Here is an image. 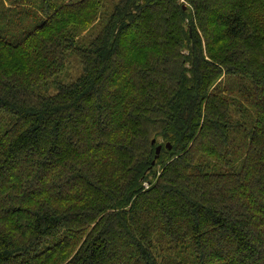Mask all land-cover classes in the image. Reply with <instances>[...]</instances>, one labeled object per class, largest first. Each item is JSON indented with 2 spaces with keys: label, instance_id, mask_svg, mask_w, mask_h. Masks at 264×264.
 <instances>
[{
  "label": "trees",
  "instance_id": "1",
  "mask_svg": "<svg viewBox=\"0 0 264 264\" xmlns=\"http://www.w3.org/2000/svg\"><path fill=\"white\" fill-rule=\"evenodd\" d=\"M111 3L0 0V264H264V0Z\"/></svg>",
  "mask_w": 264,
  "mask_h": 264
},
{
  "label": "rangeland",
  "instance_id": "2",
  "mask_svg": "<svg viewBox=\"0 0 264 264\" xmlns=\"http://www.w3.org/2000/svg\"><path fill=\"white\" fill-rule=\"evenodd\" d=\"M111 1L112 0H108V7H107V9L109 11L111 10V7H112ZM82 70H83V68H82V65H81V62L79 61V59L76 56H71L70 59H69V63L67 65V69H66V71L64 73H62L60 75V79L61 80H66V81L74 80L75 78H77L81 74ZM228 79H229V76L224 75L223 76V79H222V84L223 85L227 84L228 83ZM235 83L238 84L239 81H236ZM224 92L225 91L222 90V93L223 94H224ZM224 96H226L228 98L230 97L229 93L228 94H225ZM236 117L238 118L239 115L237 114Z\"/></svg>",
  "mask_w": 264,
  "mask_h": 264
},
{
  "label": "water",
  "instance_id": "3",
  "mask_svg": "<svg viewBox=\"0 0 264 264\" xmlns=\"http://www.w3.org/2000/svg\"><path fill=\"white\" fill-rule=\"evenodd\" d=\"M184 8H186V6H184ZM154 143H155V141H154ZM167 147H168V149H171V148H172L170 144H168ZM162 148H163L162 145H159V146L157 147V149H156V159H157V158L159 157V155L161 154ZM155 162H156V161H155ZM155 162H154L153 164H155Z\"/></svg>",
  "mask_w": 264,
  "mask_h": 264
}]
</instances>
